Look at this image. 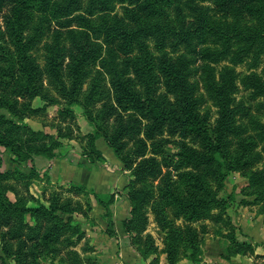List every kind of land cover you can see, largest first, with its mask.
<instances>
[{
  "label": "trees",
  "instance_id": "obj_1",
  "mask_svg": "<svg viewBox=\"0 0 264 264\" xmlns=\"http://www.w3.org/2000/svg\"><path fill=\"white\" fill-rule=\"evenodd\" d=\"M115 2L123 4L122 14H111ZM32 12L40 14L38 22ZM54 30L57 35L45 44L41 65L33 51ZM62 31L68 33L66 43L60 40ZM104 45L108 48L102 58ZM263 55L264 0H0V264H42L60 246H74L84 236L74 215L88 214L90 205L85 209L64 198L63 188L90 194L100 205L114 200L113 193L103 195L74 183L66 188L59 184L45 201L30 192L41 175L35 156L57 158L63 142L25 119L55 108L56 116L69 123L77 116L75 106L94 126L85 136L83 157L91 164L105 159L97 146L104 139L129 171L124 189L131 210L124 227L131 245L146 258L159 251L150 235L144 237L145 248L139 246L152 213L168 263L179 264L181 254L199 260L204 237L192 222L213 218L215 209L223 214L232 199V194L218 195L227 177L264 158V124L259 121L254 128L259 140L248 135L233 146V136L244 134V127L231 76L238 64L251 61L258 68ZM197 59L216 116L209 107L202 109L197 96L198 82L191 78ZM97 61L113 94L104 75L94 73ZM226 61L233 67L221 65ZM253 78L257 99L264 96V81ZM161 86L166 91L159 95ZM37 98L44 104L33 107ZM259 105L264 108V100ZM68 127L64 132L60 128V136L72 138ZM172 138L178 147L170 152ZM4 153L18 166L5 169ZM245 176L264 213L263 175L249 171ZM176 220L182 222L177 225ZM227 223L232 240L227 257L254 253L255 245L238 241L234 225ZM70 253L71 264H82L76 251ZM158 263V257L151 261Z\"/></svg>",
  "mask_w": 264,
  "mask_h": 264
},
{
  "label": "rangeland",
  "instance_id": "obj_2",
  "mask_svg": "<svg viewBox=\"0 0 264 264\" xmlns=\"http://www.w3.org/2000/svg\"><path fill=\"white\" fill-rule=\"evenodd\" d=\"M114 4V10L111 14H122L123 4L119 2H115ZM32 14L33 21L38 22L40 14L35 12H32ZM67 31H62L60 36V40L64 43L69 39ZM55 34L57 35V30L46 33L33 51V55L41 65L45 63V44L54 42ZM107 48V45L103 46L102 58L106 56ZM177 55L179 54H175V56ZM191 56L194 57L195 55ZM261 60L263 61L258 68L254 67L251 61V63L245 62L238 64L234 67V73L231 74L236 83L234 88H232V97L234 98L235 104H238L243 109L242 114L239 116V123L244 127V134L241 136H233L234 147L239 146L238 141L240 137L253 135L259 140L257 129L254 131V128L257 127L255 121L264 124V108L259 105V101H263L264 96H259L257 99L254 98L256 95L253 83V75L259 76L264 81V55ZM201 63L197 59L191 65L193 73L191 78L198 82V87H196L198 88L197 96L201 98L200 102L203 103L202 109L204 110L209 107L212 115L216 116L217 106L215 101L209 92L207 83L202 81V74L197 71ZM221 65L233 67V64L227 61ZM93 70L94 73L99 71L104 75L106 87L113 94L110 83L107 84V73L99 61L95 63ZM217 79H219V75H217ZM165 91V87L161 86L158 94L162 95ZM51 92L54 95L56 94L53 89ZM43 104L44 101L39 98L31 101L33 107H40ZM75 110L77 116L74 121L69 123L62 122L56 116L55 108H51L45 114L32 115L25 119L34 129L43 130L62 141V147L56 150L59 156L57 158L66 165L70 163V169L62 168L55 174L61 178L60 180L56 179L54 182L51 177L52 181H50L48 177L49 173L45 170L49 168V165L44 164L46 162L45 159L48 158L39 155L41 158H45L43 159V164H36L34 158V164L40 170L41 175L40 179L33 180L30 192L42 201H45L52 191L58 189L59 184H62V186L64 184L66 188L70 183H85L87 185V183L91 184L99 181L101 188H98L95 184L90 187L92 189L98 188V190H94L103 193V195L113 193L114 200L110 201L107 205H100L90 194L81 193L76 195L65 191L63 188L61 194L64 198L70 197L74 201H79L85 209L88 207V204L90 205V208L87 210L88 214L78 213L74 215L75 221L81 224L85 234L74 246L68 248L60 246L59 253L55 256L43 258L42 264H71V250L77 252L82 264H151V261L155 257L159 258L158 264H162L164 261L165 264H169L166 253L162 252L164 248L163 233L155 220L154 214H147L148 221L140 239L139 246L145 248L146 240L144 237L150 235L159 251L157 253H151L150 255L148 254L149 256L147 255L148 258H146L142 255L138 247L131 245L130 234L124 227V223L130 217L131 210L130 201L124 189L129 181V171L124 169V164L117 158L114 151L108 147L104 139L97 140V146L105 155V159L97 161L96 164H91L83 157V146L88 143V139L85 136L94 131V126L83 116L82 109L79 106H75ZM1 112L9 117L11 116L4 109ZM68 125V128L72 130V138L60 136V128L64 132ZM177 147L175 139L172 138V142L167 147L168 151H176ZM3 157L5 169H14L18 166L13 162L11 154L4 153ZM20 168L23 171H29L26 165H22ZM249 171L260 172L264 177V158L261 161H257L252 167L243 171L233 172L227 177L225 187L218 193L219 197L223 198H228L232 194V199L229 198L230 202L226 207V211L222 214L220 210L215 209L210 212L213 218L207 216L201 220L192 222V226L204 237V244L201 246V252L198 255L199 260H194L188 255L181 254L179 264H264V245H261L262 239L264 238V213L261 210L262 203H254L255 194L253 193V189L246 187L248 179L245 174ZM96 172L100 173V175L93 176L94 181H87L88 179L84 178V174L93 173L94 175ZM63 176L68 181L62 183ZM87 187L90 188L89 186ZM9 195L12 198L14 197L12 192ZM181 222V220H176L177 225ZM227 222L234 225L238 241H248L255 245L254 253H238L234 256L227 257V247L232 243L229 237L231 229ZM202 228H205L207 232L202 233ZM7 264L15 263L12 260H7Z\"/></svg>",
  "mask_w": 264,
  "mask_h": 264
},
{
  "label": "crops",
  "instance_id": "obj_3",
  "mask_svg": "<svg viewBox=\"0 0 264 264\" xmlns=\"http://www.w3.org/2000/svg\"><path fill=\"white\" fill-rule=\"evenodd\" d=\"M43 159H45V158H41L40 156H36L35 157V163L37 164V163H40V164H43ZM46 160V162H44V164H46V165H49V168L48 169H45V170H47L48 171V173H49V175H50V177L51 178H53V181L55 182L56 181V179L57 180H60V176L59 175H55L57 172H59L62 168H66V169H70V163H68V165H66L64 162H62L60 159H45ZM45 170H42V171H45ZM95 175H100V173H98V172H96V173H94V175H93V173H87V174H84V178H86V179H88L87 181H90V180H92V181H94V177L93 176H95ZM64 178H62L63 180H61V182L62 183H64V181H68V179L65 177V176H63ZM122 177V176H121ZM103 179V178H102ZM123 181V180H122ZM85 184V183H84ZM94 184L98 187V188H101L100 187V183H99V181H95V182H93V183H87V185L86 186H91V185H93L94 186ZM90 188H92V187H90ZM94 188V187H93ZM98 188H94V189H97L98 190ZM96 191V190H95ZM254 233V232H253ZM263 241H262V243H261V245H264L263 244V242H264V238L262 239ZM264 247V246H263ZM162 264H165V261L162 263Z\"/></svg>",
  "mask_w": 264,
  "mask_h": 264
}]
</instances>
